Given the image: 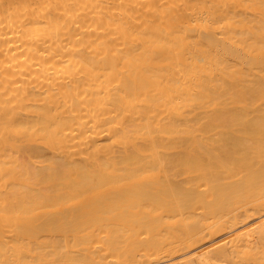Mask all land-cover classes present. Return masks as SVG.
I'll return each instance as SVG.
<instances>
[{
  "label": "bare ground",
  "instance_id": "obj_1",
  "mask_svg": "<svg viewBox=\"0 0 264 264\" xmlns=\"http://www.w3.org/2000/svg\"><path fill=\"white\" fill-rule=\"evenodd\" d=\"M0 264H264V0H0Z\"/></svg>",
  "mask_w": 264,
  "mask_h": 264
}]
</instances>
